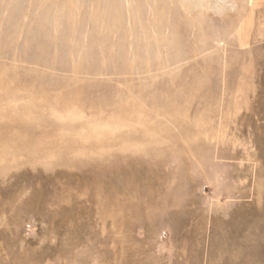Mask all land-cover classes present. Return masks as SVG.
<instances>
[{
    "label": "rangeland",
    "instance_id": "1",
    "mask_svg": "<svg viewBox=\"0 0 264 264\" xmlns=\"http://www.w3.org/2000/svg\"><path fill=\"white\" fill-rule=\"evenodd\" d=\"M254 0H0V264H264Z\"/></svg>",
    "mask_w": 264,
    "mask_h": 264
},
{
    "label": "crops",
    "instance_id": "2",
    "mask_svg": "<svg viewBox=\"0 0 264 264\" xmlns=\"http://www.w3.org/2000/svg\"><path fill=\"white\" fill-rule=\"evenodd\" d=\"M254 6L258 8L259 13H261L264 11V0H254Z\"/></svg>",
    "mask_w": 264,
    "mask_h": 264
}]
</instances>
